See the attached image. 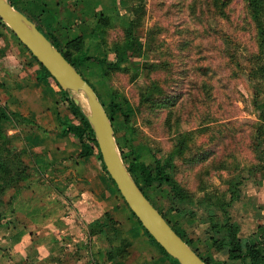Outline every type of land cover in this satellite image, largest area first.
Here are the masks:
<instances>
[{
    "label": "rangeland",
    "instance_id": "374dc122",
    "mask_svg": "<svg viewBox=\"0 0 264 264\" xmlns=\"http://www.w3.org/2000/svg\"><path fill=\"white\" fill-rule=\"evenodd\" d=\"M249 5L248 0H104L100 14L110 17L105 45L121 46L130 32L139 51L132 63L108 72L102 86L130 109L114 124L120 158L127 166L133 155L141 153L151 179L142 182V173L136 170L135 182L171 227L191 245L206 240L210 235L206 206L214 207L215 197L228 200L227 189L238 192L229 211L239 223V237L255 246L257 260L264 264L263 241L248 239L259 224L256 220L264 216L260 213L264 209V0L259 3L258 20L251 18ZM61 9V13L49 12L60 26L68 11L63 5ZM89 79L98 90L99 84ZM70 98L85 110L80 95L72 93ZM164 98L176 101L160 107ZM126 123L133 140L123 133ZM0 127L4 165L30 164L24 166L30 178L22 191H15L9 204H0V264H22L29 254L23 257L3 245L1 241L7 240L3 232L13 227L14 233L31 239L27 253L60 239L54 237L50 224L66 212L52 196L50 174L44 169H48L46 154H32L24 145L26 131L34 132L36 141L46 132L19 118L3 121ZM8 131L13 132L8 135ZM158 169L187 193L189 208L176 204L178 213L167 211L172 199L164 184L153 179ZM213 215L215 221L223 214L214 210ZM132 236L139 237L128 235ZM151 259L150 264H174L168 258Z\"/></svg>",
    "mask_w": 264,
    "mask_h": 264
},
{
    "label": "crops",
    "instance_id": "0c3cea01",
    "mask_svg": "<svg viewBox=\"0 0 264 264\" xmlns=\"http://www.w3.org/2000/svg\"><path fill=\"white\" fill-rule=\"evenodd\" d=\"M11 1L36 27L48 37L55 39L60 47L66 42L79 38L82 40L83 47L87 49L88 55L96 54L94 47L102 37L96 33L94 27L96 18L102 13L101 6L104 0ZM61 5L68 11L60 26L61 23L56 22L49 12L61 13L63 11ZM2 34L0 37V49H3L0 55V104L18 115L24 123L46 132L44 139L36 141V136L32 137L35 133L26 131L28 140L24 145H27L28 151L32 154H46L43 158L47 160L48 169H44L50 174L52 196H56L65 206L66 214L55 219L57 222L52 221L50 224L54 237L60 236V239H55L52 244L43 243L40 248L35 247L32 251L25 253V250L32 247L33 243L25 235L14 233L13 227L3 232L7 240L1 243L15 253L23 254V257L29 254V258L22 264H106L105 253L109 248L116 252L117 257L114 262L117 264H133L135 261L138 264H150L153 261L152 256L157 261L167 258L150 242L131 216L120 195L105 178L101 163L93 154H86L85 149L81 148L77 142L60 135L57 119L69 120L70 116L64 111L58 92L51 84L46 85L36 81V78L41 75L39 67L30 61L26 51L22 46L15 44L12 37L7 36L5 32ZM9 50H11L10 53ZM71 53H73L72 50ZM112 61V57L108 56L107 63ZM78 71L85 80L90 77L91 83L98 84L100 70L97 67L85 64L79 67ZM98 93H101L100 89ZM12 132L8 131V135ZM113 138L115 141L114 134ZM139 161H142V158ZM41 162L43 159H40ZM34 164L35 162L33 166ZM25 165L30 166L29 162H25ZM25 180L21 181L17 187L8 188L0 199V204L2 201L4 205L9 204L15 191H22ZM236 201L238 197L229 208ZM229 208L226 214L229 222L238 227L239 237V223L232 218ZM260 213L264 215L262 214L264 209ZM257 216L260 217L259 214ZM255 217L254 213V219ZM256 221L259 224H256L255 230L249 234L248 239L263 241L264 216ZM90 227L94 231L93 234L88 231ZM133 233L139 236L136 240L134 236L128 237ZM183 241L187 242L185 239ZM201 243H204L203 247ZM187 244L207 264L248 263L246 257H243L241 261H228L224 249L214 248L208 237L204 241L198 240L192 245L188 242ZM82 254H84L83 257ZM138 259L141 261L139 262Z\"/></svg>",
    "mask_w": 264,
    "mask_h": 264
},
{
    "label": "trees",
    "instance_id": "16d2710c",
    "mask_svg": "<svg viewBox=\"0 0 264 264\" xmlns=\"http://www.w3.org/2000/svg\"><path fill=\"white\" fill-rule=\"evenodd\" d=\"M9 5L13 7L15 10L20 12L13 4L11 0H7ZM261 0H248V3L250 4L248 6V10L250 13V16L254 20L259 19V15L262 12V8L259 5ZM23 16L24 14L20 12ZM26 17V16H25ZM27 18V17H26ZM29 21L30 19L27 18ZM110 17L105 16L103 14H100L98 18H96V23L94 30L96 33H99L102 37L100 42L94 47V51H97L95 55H88L87 49L83 47L82 40L75 39L70 42H66L61 47L56 42L55 39L52 37H48L46 34L42 33L38 27L36 29L49 41L52 47H54L60 55L63 57V59L73 67V69L79 74V76L90 86L92 91L94 92L95 96L97 97L98 102L102 106L109 122L112 128V132L114 135H116V132L114 130V124L117 123L119 117L122 115H126V111H129L130 109L125 106H122L119 101L117 95L113 93L110 88L107 86H102L104 83V79L106 78V75L110 71L119 70L123 67V65L132 63V60L136 58L138 55L136 52L139 51V48L134 43L133 37L130 34V32L125 33V39L122 42L121 46H106L104 42V31L108 27V21ZM31 22V21H30ZM0 29L4 32H7L18 45L19 42L16 40L14 35L0 22ZM2 35L0 34V37ZM22 48L26 51V53L29 56V59L31 62L36 64L39 69L41 70V75L36 78V81L45 83L46 85L51 84L55 89H57L58 94L60 95V99L62 100L61 104H65V109L67 113L70 116V119H62L58 120V124L61 127L60 135L62 137H69L75 142H77L81 148L85 149L86 154H90L95 157L96 160H98L101 163L100 155L96 146V143L93 139V134L84 118V114L81 110V108L74 104L73 100L68 96L69 93L62 91L54 82V80L49 76V74L42 68L36 60L29 54V52L22 46ZM71 50L73 53H71ZM3 49H0V55H2ZM112 57V62L107 63V57ZM89 64L91 66L97 67L100 71L98 73V84L101 93H98V90H95L85 79L82 77V75L79 73L78 68ZM91 72V71H90ZM101 98H103V101H101ZM164 102H162L160 107H171L173 106L174 102L176 100H168L167 98H164ZM106 102V104L104 103ZM13 118H20L18 115H16L14 112H8L4 107H0V124L3 121L12 120ZM125 123V121H123ZM125 133L124 135H128L131 140H133V130L131 131V126L126 123L125 130L123 131ZM0 134H1V127H0ZM116 141V139H115ZM127 145L131 146L132 143H127ZM176 153V152H175ZM180 156L178 153L176 154ZM141 157V153H136V155H133V160L124 167L126 168L127 172L129 173L132 181L137 186V188L140 190L142 195L145 197V199L152 205V207L160 214V216L165 220V222L168 224V226L172 229V231L183 241L182 237L171 227L169 221L165 219L164 215L158 211L154 207V205L151 203V201L148 199V197L141 191L140 187L136 184L135 179L133 177V172L136 170L141 171V178L142 182H147L151 178H149V174L147 172V165L144 164L143 161H139ZM202 159V158H200ZM200 159H197V162H201ZM169 164V163H167ZM102 165V163H101ZM11 166V165H10ZM9 166V167H10ZM6 167L4 163L0 160V199L4 192L8 188H14L17 187V185L25 180L27 178L25 173V167L22 164V162L17 163L16 165H12V168ZM10 169V170H9ZM102 170L104 173L105 178L108 180V182L114 187L115 191L119 195L114 183L111 181V179L108 177L107 173L105 172V169L102 165ZM158 183L164 184V186L168 190V194L171 197L172 201H170V204L167 205V211L168 212H175L178 213L179 210L175 207L176 204H181L183 206L188 204L191 206V200L187 193L175 182V180L167 175L164 174L162 169H158V172L155 173V177L153 178ZM227 193L229 194L228 200H225L224 196L221 197H215L214 201V207H209L211 204H208L206 206V210L209 211L208 213V240L212 242V245L216 249H224V253L226 255V258L228 261L235 262V261H241L243 257L248 258L247 264H259V261L257 260L259 256L258 252L255 249L254 245H249L247 240H243L238 237V227L232 223L229 222V218L226 214L227 209L230 207L231 203L238 197V192L232 191L230 193V190L227 189ZM235 194V195H234ZM120 199L122 200L121 196ZM1 201V200H0ZM123 202V200H122ZM125 205V203L123 202ZM126 206V205H125ZM209 207V208H208ZM127 208V206H126ZM227 208V209H226ZM128 209V208H127ZM218 210L222 212V219L218 220L214 219L213 211ZM129 211V209H128ZM130 212V211H129ZM131 216L135 219L134 215L130 212ZM104 217H106V214H104ZM136 220V219H135ZM138 226L141 228V230L146 234L148 239L154 246H156L160 252L170 259L174 264H177V262L173 259H171L169 256H167L164 251L153 241V239L146 233V231L141 227L139 222L136 220ZM105 228V225H103ZM89 233H94V231L91 229V227L88 229ZM103 232V230H101ZM263 239V246H264V237ZM184 242V241H183ZM187 246V242H184ZM112 248H109L106 251V256L104 259V262H107L106 264H117L114 262V259L117 257L116 252L111 251ZM195 254V253H194ZM197 256V255H196ZM200 260H202L199 256H197ZM264 257V252L263 256ZM204 264H207L205 260H202Z\"/></svg>",
    "mask_w": 264,
    "mask_h": 264
},
{
    "label": "water",
    "instance_id": "95a60500",
    "mask_svg": "<svg viewBox=\"0 0 264 264\" xmlns=\"http://www.w3.org/2000/svg\"><path fill=\"white\" fill-rule=\"evenodd\" d=\"M0 22L14 35L56 85L65 92L78 94L85 110L78 105L93 134L101 163L123 202L153 241L177 264H204L172 231L160 214L145 199L132 181L118 153L110 122L90 86L69 65L49 41L20 12L0 0Z\"/></svg>",
    "mask_w": 264,
    "mask_h": 264
},
{
    "label": "flooded vegetation",
    "instance_id": "af4514ba",
    "mask_svg": "<svg viewBox=\"0 0 264 264\" xmlns=\"http://www.w3.org/2000/svg\"><path fill=\"white\" fill-rule=\"evenodd\" d=\"M39 29V28H38ZM43 33V32H42ZM45 34V33H44Z\"/></svg>",
    "mask_w": 264,
    "mask_h": 264
}]
</instances>
